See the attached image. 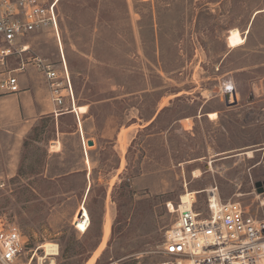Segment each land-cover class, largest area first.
<instances>
[{
    "label": "rangeland",
    "instance_id": "rangeland-1",
    "mask_svg": "<svg viewBox=\"0 0 264 264\" xmlns=\"http://www.w3.org/2000/svg\"><path fill=\"white\" fill-rule=\"evenodd\" d=\"M57 12L62 50L47 31L28 39L31 53L22 60L0 63V80L24 63L12 75L27 90L38 88L32 93L48 111L49 85L34 59L58 70L65 59L82 114H54L41 140L25 149L40 121L22 134L18 120L27 126L30 116L18 97L0 96V221L23 235L19 264H40L45 244L58 246L49 257L55 264H88L102 244L107 211L111 234L95 264L160 262L181 197L197 193L200 209L213 186L222 201L257 211L264 0H58ZM233 29L247 38L244 46L228 47ZM226 83L240 107L227 106Z\"/></svg>",
    "mask_w": 264,
    "mask_h": 264
},
{
    "label": "built area",
    "instance_id": "built-area-1",
    "mask_svg": "<svg viewBox=\"0 0 264 264\" xmlns=\"http://www.w3.org/2000/svg\"><path fill=\"white\" fill-rule=\"evenodd\" d=\"M57 8L58 0H0V63L8 64L12 58L22 60L31 53L28 39L33 34L47 31L52 33L62 50ZM34 60L35 68L49 85L54 114L76 112L75 94L65 59L61 70L40 58ZM25 68L22 63L0 80L1 95L22 92L18 74H12L24 72ZM233 93L238 96L232 84L223 85V96ZM260 182L264 190V180ZM256 183L253 194L259 202L257 211H251V206L239 201H222L217 186L205 191L207 203L200 209H197V193H188V202L178 205L177 218L166 233L165 259L154 264H264V191L258 193ZM24 249V238L18 226L4 227L0 221V264H19Z\"/></svg>",
    "mask_w": 264,
    "mask_h": 264
},
{
    "label": "bare ground",
    "instance_id": "bare-ground-1",
    "mask_svg": "<svg viewBox=\"0 0 264 264\" xmlns=\"http://www.w3.org/2000/svg\"><path fill=\"white\" fill-rule=\"evenodd\" d=\"M247 38L245 37L244 34H242L240 32V30L238 29H233L229 32L228 36H227V45L230 49H236L239 48L241 46H244L246 44V40ZM210 120L215 121L218 119V114L217 113H212L209 115ZM126 143V142H125ZM60 144L56 143V147H59ZM126 145V144H125ZM122 150H126V146H122ZM249 158H252V153H249ZM195 177L196 178H200L201 177V171L197 170L195 172ZM189 199V195H183L181 197V201L180 204L182 203H187ZM171 212H176V208L173 206L171 207ZM111 226H112V218H111V214L110 211H107L106 214V221L105 224L103 226V241L102 244L100 246V248L95 252L93 258L88 262V264H95L97 258L99 257L100 253L103 251V249L105 248L108 239L110 237L111 234ZM41 249H43L45 251V258L44 257H40L39 258V262L40 264H43L45 262V260L49 259L51 264H55V260L49 258L50 256H57L58 255V246L55 244H45L41 247Z\"/></svg>",
    "mask_w": 264,
    "mask_h": 264
},
{
    "label": "crops",
    "instance_id": "crops-1",
    "mask_svg": "<svg viewBox=\"0 0 264 264\" xmlns=\"http://www.w3.org/2000/svg\"><path fill=\"white\" fill-rule=\"evenodd\" d=\"M19 82H20V85H21V88H22V92L20 94H18V95H15V96L18 97V99H20V101L22 103V107L25 108L26 115L30 116V118H26L25 119V122L27 123V126H24L22 124L23 121L21 120V118L18 120L21 123V126L19 128L23 132L22 134H27L29 132V130L33 127L35 122L38 119L40 120L42 117H44L45 114L52 113V114H49V115H54L55 108H54V105H53V106H51V110L46 111V108L43 106L41 99H39L38 97L34 96L33 93H32L34 91L35 94H37V91L39 89L35 88V89H32V90H27L26 85H25L26 80L24 79V81H22L21 78H19ZM0 96L7 97V96H3L1 94H0ZM234 107H240V106H234ZM63 115H75L79 119L80 115H82V114H79L78 112L76 114L75 111H72V112H65V113L62 114V116ZM0 118H1V116H0ZM1 123L2 122H0V124ZM24 129H26V130H24Z\"/></svg>",
    "mask_w": 264,
    "mask_h": 264
},
{
    "label": "trees",
    "instance_id": "trees-1",
    "mask_svg": "<svg viewBox=\"0 0 264 264\" xmlns=\"http://www.w3.org/2000/svg\"><path fill=\"white\" fill-rule=\"evenodd\" d=\"M53 118H54V115H47V116L42 117L39 120L40 121L39 124H37L36 126H34L32 128V131L24 140V148L25 149H27L29 146H31L33 142H39V140H41V136H42L43 132H45L50 121L54 122ZM74 122H75V120H74ZM154 124H155V122H152L149 126L145 127L144 130H142V131L143 132L150 131L151 128H153ZM75 126H76V123H75ZM22 174H23V170H22V168H20V171H19L17 176L20 177ZM114 230H115V228H114ZM89 247L91 250H94L96 247V243L90 244Z\"/></svg>",
    "mask_w": 264,
    "mask_h": 264
},
{
    "label": "water",
    "instance_id": "water-1",
    "mask_svg": "<svg viewBox=\"0 0 264 264\" xmlns=\"http://www.w3.org/2000/svg\"><path fill=\"white\" fill-rule=\"evenodd\" d=\"M225 101H226L227 106H229V107L230 106H237L238 103H239L236 93L227 94L225 96ZM87 144H88V146L93 147L95 145V142L93 140H89ZM255 186H256V188L258 190V193H263L264 190L262 188V183L261 182H257Z\"/></svg>",
    "mask_w": 264,
    "mask_h": 264
}]
</instances>
